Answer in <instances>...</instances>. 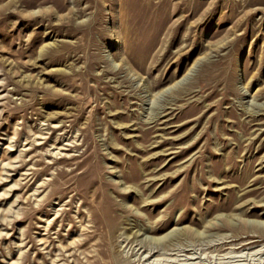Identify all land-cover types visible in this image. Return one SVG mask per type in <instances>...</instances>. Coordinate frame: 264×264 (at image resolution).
Returning a JSON list of instances; mask_svg holds the SVG:
<instances>
[{"label":"rangeland","instance_id":"obj_1","mask_svg":"<svg viewBox=\"0 0 264 264\" xmlns=\"http://www.w3.org/2000/svg\"><path fill=\"white\" fill-rule=\"evenodd\" d=\"M0 264H264V0H0Z\"/></svg>","mask_w":264,"mask_h":264},{"label":"bare ground","instance_id":"obj_2","mask_svg":"<svg viewBox=\"0 0 264 264\" xmlns=\"http://www.w3.org/2000/svg\"><path fill=\"white\" fill-rule=\"evenodd\" d=\"M257 250V249H256ZM154 262V261H153Z\"/></svg>","mask_w":264,"mask_h":264}]
</instances>
